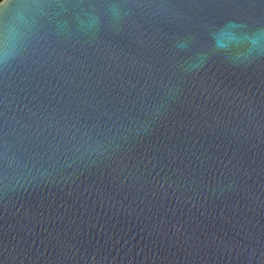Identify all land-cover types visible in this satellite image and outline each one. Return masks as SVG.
<instances>
[{
    "label": "water",
    "instance_id": "obj_1",
    "mask_svg": "<svg viewBox=\"0 0 264 264\" xmlns=\"http://www.w3.org/2000/svg\"><path fill=\"white\" fill-rule=\"evenodd\" d=\"M0 264H264V0H7Z\"/></svg>",
    "mask_w": 264,
    "mask_h": 264
},
{
    "label": "clouds",
    "instance_id": "obj_2",
    "mask_svg": "<svg viewBox=\"0 0 264 264\" xmlns=\"http://www.w3.org/2000/svg\"><path fill=\"white\" fill-rule=\"evenodd\" d=\"M7 0H0V7H3L5 6Z\"/></svg>",
    "mask_w": 264,
    "mask_h": 264
}]
</instances>
